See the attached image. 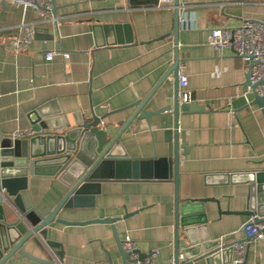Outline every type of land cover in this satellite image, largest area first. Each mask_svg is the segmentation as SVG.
Here are the masks:
<instances>
[{
    "label": "crops",
    "instance_id": "obj_1",
    "mask_svg": "<svg viewBox=\"0 0 264 264\" xmlns=\"http://www.w3.org/2000/svg\"><path fill=\"white\" fill-rule=\"evenodd\" d=\"M160 1L142 5L138 0H53L57 25L40 22L28 12L26 20L37 23L41 32L17 52L2 42L17 36L23 13L9 0H0V134L33 131L37 119L66 120L75 127L77 119L98 117L101 126L116 136L136 109L127 108L146 99L173 65L177 50L192 91L190 104L196 109L180 112L178 119L179 132L185 134V145L180 140L178 149L180 202L208 199L193 214L206 220L200 227L204 236L246 240L243 264H264V241L247 240L243 230L252 220L242 214L250 185L226 178L264 173V112L248 92L245 61L230 48L217 54L209 43L213 29L261 19L264 0H179L178 45L173 34L174 0L155 9ZM224 9L230 13L224 15ZM126 25L131 27V43ZM48 52L54 57L48 59ZM63 53L70 55L69 61H63ZM174 87L170 74L144 107L152 112L150 118L134 120L123 132L120 142L130 158L168 156L165 134L175 122ZM168 105V111L160 112ZM172 180V176L167 181L105 180L94 206L65 209L58 217L83 222L143 209L118 221V236L137 242L141 255L156 251L155 264H167L175 251ZM27 189L22 192L24 206L38 214L56 208L68 191L49 176L29 177ZM47 240L61 246L52 249L36 236L25 249L44 259H55L54 252H60L62 264H108L105 251L113 264L122 262L108 224L52 223ZM7 264L30 262L16 259ZM190 264L209 263L197 259Z\"/></svg>",
    "mask_w": 264,
    "mask_h": 264
},
{
    "label": "water",
    "instance_id": "obj_2",
    "mask_svg": "<svg viewBox=\"0 0 264 264\" xmlns=\"http://www.w3.org/2000/svg\"><path fill=\"white\" fill-rule=\"evenodd\" d=\"M139 4L146 5L152 0H138ZM179 0H174V42L178 45ZM53 12L56 14L55 9ZM224 15L229 10L222 11ZM114 28L121 30L122 26ZM111 28V27H109ZM128 30L127 43H131V27ZM47 30V29H45ZM48 31V30H47ZM40 29L34 28V36ZM49 37H52L51 35ZM121 43V42H119ZM174 63L158 85L151 90L146 99L133 103L127 109L134 110L132 117L126 122L121 131L112 136L108 126H101L102 119L92 121L77 119V125L71 127L64 120L37 119L34 123L33 134L27 137H18L13 134H0V264L13 263L16 259L27 260L30 264H62L63 254L55 251V259H44L26 251L25 247L32 237L39 236L46 246L54 249L60 244L47 240L48 227L52 223L67 226H83L89 224H108L111 226L113 238L116 241L118 252L122 257L121 264H129V255L123 249V240L119 238L116 224L139 213H126L118 218H104L73 222L63 220L58 214L65 209H82L94 206V200L101 192V183L107 180H160L167 181L173 177L174 192V256L176 264H190L197 259H204L209 264H232L234 260V243L226 240L214 239L209 234L201 232V225L206 224L203 218L195 217L194 209L202 208L206 200L190 199L185 203L179 199V142L184 143L183 132H179L178 119L180 112L187 113L193 110L190 103L181 104L178 91V72L181 61L178 51L174 55ZM250 64H253L251 61ZM173 74L175 79L173 112L174 127L165 134L169 154L166 158L153 157L152 159L130 158L123 150L120 142L123 132L134 120H148L152 112L144 109L153 98L167 77ZM250 71L247 72L249 85ZM253 104H258L264 112V97L257 94ZM171 108H162L166 112ZM60 130H62L60 132ZM54 177L68 188L61 201L53 210L38 214L34 209L24 206L22 192L28 190L29 177ZM228 181L243 180L250 185L247 207L242 214L253 218L256 223L264 221V173L227 175ZM231 182V183H232ZM214 200V199H213ZM215 201V200H214ZM216 202V201H215ZM218 204V202H217ZM219 206V204H218ZM198 210V209H197ZM221 214V211H219ZM184 236V238H181ZM247 240H251L247 238ZM184 245L182 246V243ZM107 263L113 264L110 253L105 251ZM180 255L183 260L180 261ZM57 259V260H56Z\"/></svg>",
    "mask_w": 264,
    "mask_h": 264
},
{
    "label": "built area",
    "instance_id": "obj_3",
    "mask_svg": "<svg viewBox=\"0 0 264 264\" xmlns=\"http://www.w3.org/2000/svg\"><path fill=\"white\" fill-rule=\"evenodd\" d=\"M13 5L21 10L23 13V21L16 27L17 36L7 37L2 42L4 47L12 48L14 51H21L26 46L30 45L34 39V28L37 23H32L26 20L28 12L40 17V22H52L57 25V17L53 12V0H9ZM169 0H161L155 9L165 8ZM242 25L236 28L227 26H220L210 32L209 43L217 54L222 52L225 48H230L234 51L236 56H239L245 61L250 71V80L248 85V92L257 94L259 97H264V15L257 20H244ZM54 52H48V59L53 58ZM70 55L62 54L64 62L69 61ZM253 64H250V62ZM219 71L215 73L220 76ZM179 91L178 97L181 103H191L193 101L192 91L189 87V79L186 73L179 68ZM33 131L16 132L13 135L18 137H27L32 135ZM243 226L245 236L251 240L264 241V221L256 223L253 218ZM235 259L232 264H243L246 256L247 243L246 240L234 241ZM123 249L129 255V264H155L156 251H150L146 255H141L139 245L137 242L125 238L122 242ZM184 258L180 255L179 260ZM167 264H176L175 256Z\"/></svg>",
    "mask_w": 264,
    "mask_h": 264
}]
</instances>
